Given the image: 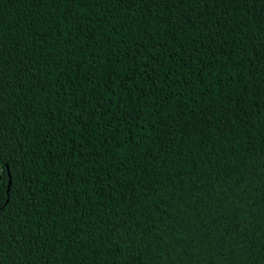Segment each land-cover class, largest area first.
<instances>
[{
    "label": "trees",
    "instance_id": "16d2710c",
    "mask_svg": "<svg viewBox=\"0 0 264 264\" xmlns=\"http://www.w3.org/2000/svg\"><path fill=\"white\" fill-rule=\"evenodd\" d=\"M0 264H264V0H0Z\"/></svg>",
    "mask_w": 264,
    "mask_h": 264
}]
</instances>
